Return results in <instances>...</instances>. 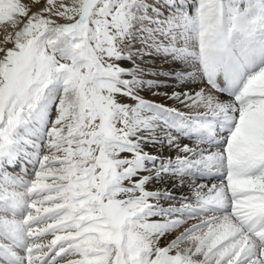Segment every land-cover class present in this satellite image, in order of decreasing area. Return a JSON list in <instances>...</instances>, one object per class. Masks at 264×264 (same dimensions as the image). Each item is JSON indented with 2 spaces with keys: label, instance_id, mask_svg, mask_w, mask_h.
I'll return each instance as SVG.
<instances>
[{
  "label": "snow or ice",
  "instance_id": "obj_1",
  "mask_svg": "<svg viewBox=\"0 0 264 264\" xmlns=\"http://www.w3.org/2000/svg\"><path fill=\"white\" fill-rule=\"evenodd\" d=\"M0 264H264V0H0Z\"/></svg>",
  "mask_w": 264,
  "mask_h": 264
},
{
  "label": "rangeland",
  "instance_id": "obj_2",
  "mask_svg": "<svg viewBox=\"0 0 264 264\" xmlns=\"http://www.w3.org/2000/svg\"><path fill=\"white\" fill-rule=\"evenodd\" d=\"M147 95H148V98H150L151 94L149 93V94H147Z\"/></svg>",
  "mask_w": 264,
  "mask_h": 264
},
{
  "label": "bare ground",
  "instance_id": "obj_3",
  "mask_svg": "<svg viewBox=\"0 0 264 264\" xmlns=\"http://www.w3.org/2000/svg\"><path fill=\"white\" fill-rule=\"evenodd\" d=\"M150 98H151V96H150Z\"/></svg>",
  "mask_w": 264,
  "mask_h": 264
}]
</instances>
